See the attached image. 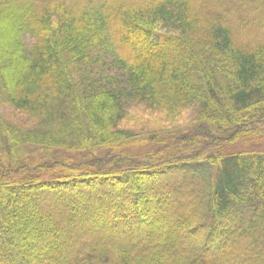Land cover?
I'll return each mask as SVG.
<instances>
[{
  "label": "trees",
  "instance_id": "1",
  "mask_svg": "<svg viewBox=\"0 0 264 264\" xmlns=\"http://www.w3.org/2000/svg\"><path fill=\"white\" fill-rule=\"evenodd\" d=\"M253 19L264 0H0L24 118L0 110V264H264ZM137 105L189 125L123 126Z\"/></svg>",
  "mask_w": 264,
  "mask_h": 264
},
{
  "label": "rangeland",
  "instance_id": "2",
  "mask_svg": "<svg viewBox=\"0 0 264 264\" xmlns=\"http://www.w3.org/2000/svg\"><path fill=\"white\" fill-rule=\"evenodd\" d=\"M251 24H253L254 29H262L264 26L261 22L256 20H251ZM2 32H4V26L0 24ZM248 27H251L250 25ZM1 32V33H2ZM145 107L143 105H137L130 108V111L126 117V119L122 122L123 126L134 128L136 130H149V129H155L158 130V128L165 127V126H173L176 124H181V126H188V120L190 119V111L184 112L182 114V117L180 118V121H178L176 124H167L163 121L161 114L159 113H153L151 111L145 110ZM0 110L4 113V115L8 118H11L13 121H21L22 117H18L15 114V110L10 107L2 104L0 102ZM236 147L232 148L233 150Z\"/></svg>",
  "mask_w": 264,
  "mask_h": 264
}]
</instances>
